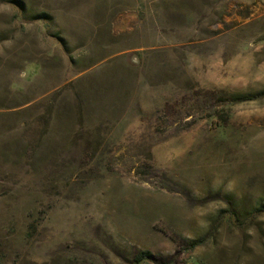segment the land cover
<instances>
[{"label": "rangeland", "instance_id": "1", "mask_svg": "<svg viewBox=\"0 0 264 264\" xmlns=\"http://www.w3.org/2000/svg\"><path fill=\"white\" fill-rule=\"evenodd\" d=\"M0 264H264V0H0Z\"/></svg>", "mask_w": 264, "mask_h": 264}, {"label": "trees", "instance_id": "2", "mask_svg": "<svg viewBox=\"0 0 264 264\" xmlns=\"http://www.w3.org/2000/svg\"><path fill=\"white\" fill-rule=\"evenodd\" d=\"M144 256H147L148 254H143Z\"/></svg>", "mask_w": 264, "mask_h": 264}]
</instances>
